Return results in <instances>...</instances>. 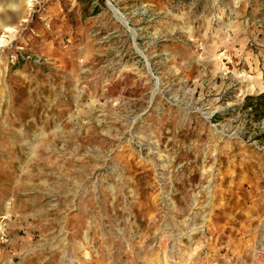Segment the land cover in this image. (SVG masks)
I'll use <instances>...</instances> for the list:
<instances>
[{
  "label": "rangeland",
  "instance_id": "rangeland-1",
  "mask_svg": "<svg viewBox=\"0 0 264 264\" xmlns=\"http://www.w3.org/2000/svg\"><path fill=\"white\" fill-rule=\"evenodd\" d=\"M9 1L0 264H264V0Z\"/></svg>",
  "mask_w": 264,
  "mask_h": 264
},
{
  "label": "trees",
  "instance_id": "trees-1",
  "mask_svg": "<svg viewBox=\"0 0 264 264\" xmlns=\"http://www.w3.org/2000/svg\"><path fill=\"white\" fill-rule=\"evenodd\" d=\"M242 108L248 109L256 120L264 118V94L247 95ZM260 138H264V128Z\"/></svg>",
  "mask_w": 264,
  "mask_h": 264
},
{
  "label": "built area",
  "instance_id": "built-area-1",
  "mask_svg": "<svg viewBox=\"0 0 264 264\" xmlns=\"http://www.w3.org/2000/svg\"><path fill=\"white\" fill-rule=\"evenodd\" d=\"M11 218V214H9L7 218L0 216V260L2 252L9 246L10 243L8 227Z\"/></svg>",
  "mask_w": 264,
  "mask_h": 264
},
{
  "label": "bare ground",
  "instance_id": "bare-ground-1",
  "mask_svg": "<svg viewBox=\"0 0 264 264\" xmlns=\"http://www.w3.org/2000/svg\"><path fill=\"white\" fill-rule=\"evenodd\" d=\"M27 1V6H31L32 4H33V1L34 0H26ZM111 6V5H110ZM109 8H111V7H109ZM115 9V8H114ZM116 10H114V12H115ZM116 14H117V16L122 20V22H124L125 23V21L123 20V18L118 14V12L116 11L115 12ZM126 24V23H125ZM128 27V26H127ZM4 29H5V31L6 32H11V31H13V29L9 26V25H5L4 26ZM2 42H4V36H2V37H0V45H1V43ZM10 213H9V211L8 210H4L2 213H1V217H4V218H7L8 217V215H9Z\"/></svg>",
  "mask_w": 264,
  "mask_h": 264
},
{
  "label": "crops",
  "instance_id": "crops-1",
  "mask_svg": "<svg viewBox=\"0 0 264 264\" xmlns=\"http://www.w3.org/2000/svg\"><path fill=\"white\" fill-rule=\"evenodd\" d=\"M0 1H2V0H0ZM14 5V2L13 1H9L8 3H1L0 4V7H8V6H10V7H14L13 6Z\"/></svg>",
  "mask_w": 264,
  "mask_h": 264
}]
</instances>
